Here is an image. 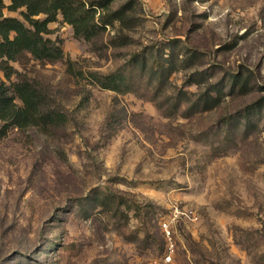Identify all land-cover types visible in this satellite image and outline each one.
I'll use <instances>...</instances> for the list:
<instances>
[{
	"label": "rangeland",
	"instance_id": "1",
	"mask_svg": "<svg viewBox=\"0 0 264 264\" xmlns=\"http://www.w3.org/2000/svg\"><path fill=\"white\" fill-rule=\"evenodd\" d=\"M130 12L90 40L57 13L47 36L62 59L24 52L10 78L0 69L66 117L0 132V264H264V0H134ZM118 70L142 90L89 75Z\"/></svg>",
	"mask_w": 264,
	"mask_h": 264
},
{
	"label": "trees",
	"instance_id": "2",
	"mask_svg": "<svg viewBox=\"0 0 264 264\" xmlns=\"http://www.w3.org/2000/svg\"><path fill=\"white\" fill-rule=\"evenodd\" d=\"M112 1L114 0H10L9 4H5L0 0V69L4 71L6 78H10L16 70L9 61L15 60L24 52L39 60L62 59L64 51L61 43L58 39L47 36L51 32L48 24L56 20L57 13H61L63 20L72 26L75 37L86 40L100 36L114 22H118L120 26H130L134 19L130 12L133 10L134 0H128L116 8L111 7ZM21 7L24 8L20 11L22 18L3 14L4 8L17 10ZM40 14L43 17L40 18ZM135 61L140 62V67L146 63L145 58L137 53L130 64ZM67 68H72L70 59H67ZM89 75L94 83L107 89L120 92L142 90L139 86L132 87V71L118 70L107 74L89 71ZM239 80L238 75H233L234 82ZM209 90L201 95L205 106H211L217 100L208 93ZM44 98V93L29 79L11 81L10 87L0 82V122H3L0 132L3 134L8 126L18 129L39 126L48 130L51 126L64 123L65 114L55 109H45Z\"/></svg>",
	"mask_w": 264,
	"mask_h": 264
},
{
	"label": "built area",
	"instance_id": "3",
	"mask_svg": "<svg viewBox=\"0 0 264 264\" xmlns=\"http://www.w3.org/2000/svg\"><path fill=\"white\" fill-rule=\"evenodd\" d=\"M161 229L164 232L167 240L164 259L169 262L171 260V252L173 250V243L171 242V230L166 222L161 223Z\"/></svg>",
	"mask_w": 264,
	"mask_h": 264
}]
</instances>
